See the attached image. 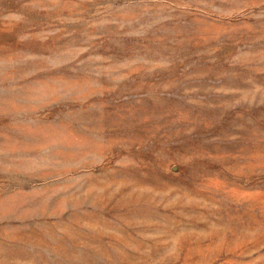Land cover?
Returning <instances> with one entry per match:
<instances>
[{
	"label": "rangeland",
	"instance_id": "374dc122",
	"mask_svg": "<svg viewBox=\"0 0 264 264\" xmlns=\"http://www.w3.org/2000/svg\"><path fill=\"white\" fill-rule=\"evenodd\" d=\"M0 264H264V0H0Z\"/></svg>",
	"mask_w": 264,
	"mask_h": 264
}]
</instances>
